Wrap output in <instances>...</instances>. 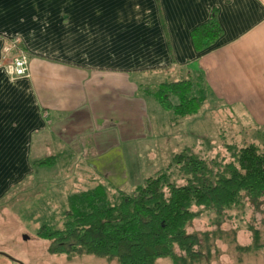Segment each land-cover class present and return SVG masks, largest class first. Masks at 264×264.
I'll list each match as a JSON object with an SVG mask.
<instances>
[{"label":"crops","instance_id":"obj_1","mask_svg":"<svg viewBox=\"0 0 264 264\" xmlns=\"http://www.w3.org/2000/svg\"><path fill=\"white\" fill-rule=\"evenodd\" d=\"M213 9L222 33L196 47L191 31ZM12 40L28 72L0 66V195L35 159H133L147 72L175 71L165 81L188 78L192 93L195 75L197 111L264 127V0H0V55Z\"/></svg>","mask_w":264,"mask_h":264},{"label":"rangeland","instance_id":"obj_2","mask_svg":"<svg viewBox=\"0 0 264 264\" xmlns=\"http://www.w3.org/2000/svg\"><path fill=\"white\" fill-rule=\"evenodd\" d=\"M175 74V71H159L142 75L141 134L126 144V149L134 152L130 157L133 159L94 161L99 170H94L89 159L94 154L89 152L75 151L69 157L59 155L56 161L44 164L29 161L31 170L0 195V264H19L18 261L23 264H117L115 259L93 254L65 259L62 255L47 253L46 239L37 236L36 230L41 223L60 226L71 195L97 183H107V198L112 197L117 187L129 191L135 183L166 165L171 155L186 145L204 159L218 160L230 158L228 145L254 141L264 149V127L250 126L252 123L241 122L228 111H216L212 105H205L179 118L171 108L162 107L153 92L159 82L171 80ZM191 79L193 93L198 95L195 75ZM92 145L94 149L100 146ZM114 147L110 146L106 153ZM173 172L174 179L181 182L179 174ZM186 230L196 233L200 239V253L190 264H264V198L258 205L244 199L242 204L220 213L202 210L187 223ZM254 230L258 234L256 242ZM153 264L174 262L171 257L162 256Z\"/></svg>","mask_w":264,"mask_h":264},{"label":"trees","instance_id":"obj_3","mask_svg":"<svg viewBox=\"0 0 264 264\" xmlns=\"http://www.w3.org/2000/svg\"><path fill=\"white\" fill-rule=\"evenodd\" d=\"M221 33L215 9L191 31L196 47ZM153 94L177 115L194 112L200 103L188 78L159 82ZM227 148L230 158L218 160L204 159L185 146L129 191L115 187L111 198L106 197L107 184L97 183L69 197L60 226L41 223L36 234L46 239L47 253L65 259L93 254L117 264H153L169 256L174 264H190L200 253L198 235L186 230L193 217L202 210L220 213L244 199L258 205L264 198V149L254 141ZM52 161L45 157L32 163Z\"/></svg>","mask_w":264,"mask_h":264},{"label":"built area","instance_id":"obj_4","mask_svg":"<svg viewBox=\"0 0 264 264\" xmlns=\"http://www.w3.org/2000/svg\"><path fill=\"white\" fill-rule=\"evenodd\" d=\"M11 47L15 48V51L9 56L5 55V52ZM0 66L3 67L6 73L11 76L26 75L28 72V57L27 54L16 45V41H11V46L4 45L2 47V53L0 55Z\"/></svg>","mask_w":264,"mask_h":264},{"label":"water","instance_id":"obj_5","mask_svg":"<svg viewBox=\"0 0 264 264\" xmlns=\"http://www.w3.org/2000/svg\"><path fill=\"white\" fill-rule=\"evenodd\" d=\"M2 254L6 255L7 257L11 258V259H14L13 257H11L10 255L4 253V252H1ZM19 264H23L22 262L18 261Z\"/></svg>","mask_w":264,"mask_h":264}]
</instances>
